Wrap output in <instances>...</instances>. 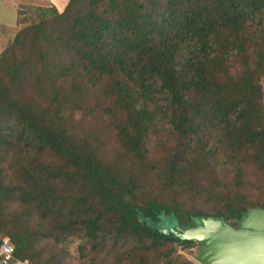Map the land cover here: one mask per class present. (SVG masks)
I'll return each mask as SVG.
<instances>
[{
	"label": "trees",
	"instance_id": "trees-1",
	"mask_svg": "<svg viewBox=\"0 0 264 264\" xmlns=\"http://www.w3.org/2000/svg\"><path fill=\"white\" fill-rule=\"evenodd\" d=\"M0 54V242L30 264H194L171 230L264 210V0H69Z\"/></svg>",
	"mask_w": 264,
	"mask_h": 264
},
{
	"label": "water",
	"instance_id": "water-1",
	"mask_svg": "<svg viewBox=\"0 0 264 264\" xmlns=\"http://www.w3.org/2000/svg\"><path fill=\"white\" fill-rule=\"evenodd\" d=\"M196 246V264H264V210L247 211L239 221L199 219L190 228L171 230Z\"/></svg>",
	"mask_w": 264,
	"mask_h": 264
},
{
	"label": "crops",
	"instance_id": "crops-1",
	"mask_svg": "<svg viewBox=\"0 0 264 264\" xmlns=\"http://www.w3.org/2000/svg\"><path fill=\"white\" fill-rule=\"evenodd\" d=\"M68 3L69 0H0V54L18 34L22 18L49 8L62 11Z\"/></svg>",
	"mask_w": 264,
	"mask_h": 264
},
{
	"label": "rangeland",
	"instance_id": "rangeland-1",
	"mask_svg": "<svg viewBox=\"0 0 264 264\" xmlns=\"http://www.w3.org/2000/svg\"><path fill=\"white\" fill-rule=\"evenodd\" d=\"M34 19H36V16H34ZM261 88H262V93H263V98H264V76L261 79ZM4 239H7V238H4ZM67 251L71 256V263L72 264H84V262L79 260L77 254H76V246L75 245L69 246ZM178 254L181 255L183 258H186L188 261L196 264V262H194V260H193L194 257L196 256V246L191 247L188 250L187 249L182 250L181 248H179Z\"/></svg>",
	"mask_w": 264,
	"mask_h": 264
},
{
	"label": "built area",
	"instance_id": "built-area-1",
	"mask_svg": "<svg viewBox=\"0 0 264 264\" xmlns=\"http://www.w3.org/2000/svg\"><path fill=\"white\" fill-rule=\"evenodd\" d=\"M0 264H30L25 259L19 260L14 255V248L9 239L0 242Z\"/></svg>",
	"mask_w": 264,
	"mask_h": 264
}]
</instances>
